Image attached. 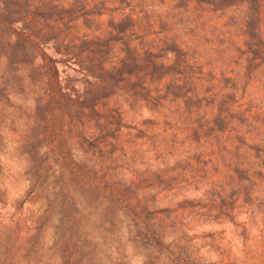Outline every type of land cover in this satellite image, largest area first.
Wrapping results in <instances>:
<instances>
[{
  "label": "rangeland",
  "instance_id": "rangeland-1",
  "mask_svg": "<svg viewBox=\"0 0 264 264\" xmlns=\"http://www.w3.org/2000/svg\"><path fill=\"white\" fill-rule=\"evenodd\" d=\"M0 264H264V0H0Z\"/></svg>",
  "mask_w": 264,
  "mask_h": 264
}]
</instances>
